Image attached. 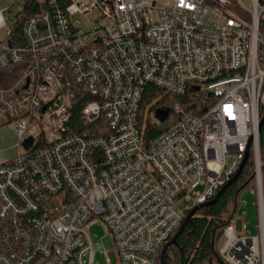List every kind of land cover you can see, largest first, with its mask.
Masks as SVG:
<instances>
[{"label": "built area", "instance_id": "obj_1", "mask_svg": "<svg viewBox=\"0 0 264 264\" xmlns=\"http://www.w3.org/2000/svg\"><path fill=\"white\" fill-rule=\"evenodd\" d=\"M36 1L25 46L6 39L26 0L2 7L0 68L17 76L0 85V126H13L18 152L0 161V264H100L97 250L113 264L93 223L109 232L116 264H157L187 211L239 170L251 138L258 233L233 219L218 247L228 264H264V0ZM149 84L200 91L206 108L175 104L164 120L147 110L152 124L169 120L147 141Z\"/></svg>", "mask_w": 264, "mask_h": 264}, {"label": "trees", "instance_id": "obj_2", "mask_svg": "<svg viewBox=\"0 0 264 264\" xmlns=\"http://www.w3.org/2000/svg\"><path fill=\"white\" fill-rule=\"evenodd\" d=\"M58 1L61 5H65L66 3V0ZM40 6L36 0H26L25 7L18 13L15 23L10 26L11 30L6 39L9 45H26L23 33L25 18L29 13L40 11ZM16 70L17 66L9 70L0 68V85L11 84L16 79ZM204 97V94L200 91L189 90L185 94L179 95L164 91L151 84L147 85L143 93L141 105H139V120L145 139L148 141L154 138L169 124V120L160 125L152 124L148 118H145L147 110L151 112L164 108L170 111L175 104H181L187 109H191L192 107L199 114L206 108V104L203 102ZM84 104L85 101L83 100L77 102L73 118L69 122L72 126L82 122ZM94 133L97 134L98 131L95 130ZM260 146L262 170L264 171V145L262 138ZM250 183L256 185L255 161L252 151L241 171L240 177L230 184L213 203L199 206L184 226V220L182 221L174 233H178L176 242L169 244L164 253V258H162L161 254L157 264H228L219 253V240L225 227L234 219L240 193ZM190 210L187 211L186 215ZM4 227L5 221L0 218V231Z\"/></svg>", "mask_w": 264, "mask_h": 264}, {"label": "rangeland", "instance_id": "obj_3", "mask_svg": "<svg viewBox=\"0 0 264 264\" xmlns=\"http://www.w3.org/2000/svg\"><path fill=\"white\" fill-rule=\"evenodd\" d=\"M13 0H0V10L2 6L11 4ZM158 2H163L164 0H157ZM19 4L15 3L14 8H18ZM10 19H13L12 13L9 14ZM4 23L3 19L0 16V26ZM7 33L6 27H2L1 34L2 36ZM150 115H155V111L149 112ZM261 138L264 145V128L261 129ZM18 139L13 133V126L11 124H5L0 126V161L13 158L17 152ZM256 185L250 183L245 187L239 196L238 208L234 216V225L237 228V231H245L248 235H254L258 233V213L256 207ZM205 189L204 185L196 187V190L203 192ZM194 198L184 199L179 203L180 208L185 209L187 206H194ZM246 226L244 227V225ZM89 232L93 240L101 241L104 248L110 251V257L113 264L117 263V257L114 247V243L111 239L109 232L106 227L101 223H93L89 226ZM220 241V240H219ZM97 262L100 264H108L106 257L99 250L96 251Z\"/></svg>", "mask_w": 264, "mask_h": 264}, {"label": "water", "instance_id": "obj_4", "mask_svg": "<svg viewBox=\"0 0 264 264\" xmlns=\"http://www.w3.org/2000/svg\"><path fill=\"white\" fill-rule=\"evenodd\" d=\"M157 115L160 119L164 120L167 115H168V110L166 109H157ZM264 126V114H262V118L260 120V123H259V129L261 130ZM32 142V138H28V140L26 141V145L29 146ZM250 142H252V138L250 139L249 141V145H248V148L246 150V153H245V157H244V160H243V163L241 165V167L239 168V170L236 172V174L231 178L230 181H228L218 192L217 194L212 198L210 199V201H206L204 203H201V204H198V205H195L190 211L189 213L185 216V219L183 221V226L184 224L186 223V221L188 219H190V217L194 214V212L196 211V209L201 206V205H208V204H211L213 203L223 192L224 190L230 185L232 184L235 180H237L240 175H241V171L243 170V167L245 166L246 164V161L248 160L249 158V146H250ZM177 236H178V233L174 234L172 236V238L164 245L163 249H162V258H164V253L167 249V247L169 246V244H172V243H175L176 242V239H177Z\"/></svg>", "mask_w": 264, "mask_h": 264}, {"label": "crops", "instance_id": "obj_5", "mask_svg": "<svg viewBox=\"0 0 264 264\" xmlns=\"http://www.w3.org/2000/svg\"><path fill=\"white\" fill-rule=\"evenodd\" d=\"M2 7H3V6H2ZM0 16H1V18L3 19V21H4V14H3V12H2V8H1V10H0ZM3 24H4V23H3ZM3 24L0 26V32H1L2 27H4Z\"/></svg>", "mask_w": 264, "mask_h": 264}]
</instances>
